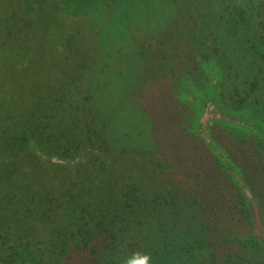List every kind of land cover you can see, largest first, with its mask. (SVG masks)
<instances>
[{
  "label": "rangeland",
  "instance_id": "rangeland-1",
  "mask_svg": "<svg viewBox=\"0 0 264 264\" xmlns=\"http://www.w3.org/2000/svg\"><path fill=\"white\" fill-rule=\"evenodd\" d=\"M233 2L249 14L254 39L249 32L248 37L264 57V0L226 3ZM222 8L217 0H0V155L6 154L0 156V221L16 227V244L37 251L34 237L44 232L36 230L35 219L39 209L46 215L50 194L56 201L54 215L57 204L65 205L74 223L84 211L91 223L112 221L126 201L128 209L118 216L132 221L131 232L117 233L112 241L104 235L87 241L96 251L115 248V264H138L145 249L159 251L160 237L184 243L203 235L197 228L203 215L190 209L193 200L204 204L214 193L206 178L210 168L203 164L204 147L230 160L234 156L228 151L233 153L240 142L264 146V111L253 107L243 118L236 110L219 108L224 87L218 91L216 82L224 56L203 60L212 49L221 55L229 51L234 59L236 54L245 58L241 52L247 55L237 42L246 35L235 16L222 23V35L230 31L224 40L207 31L203 36L192 21L197 11L206 25H214L231 16ZM256 70L263 78L264 66L250 75ZM175 88L177 105L171 99ZM172 110L183 119L176 126L182 135L173 133ZM88 129L99 138L101 150L90 152L88 166L78 172L75 154L73 161L59 160L55 152L45 156L31 151L33 141L20 137L26 130L34 139L35 130L41 137L56 133L57 144L80 147L89 140ZM246 151L251 153L250 146ZM43 192L49 193L46 198ZM244 194L254 210L246 221L264 238L261 202L250 189ZM207 205L209 212L214 203ZM157 208L163 211L159 216ZM137 241L144 250H138ZM73 253L80 261L89 252L71 246ZM6 254L0 251V264Z\"/></svg>",
  "mask_w": 264,
  "mask_h": 264
},
{
  "label": "trees",
  "instance_id": "trees-1",
  "mask_svg": "<svg viewBox=\"0 0 264 264\" xmlns=\"http://www.w3.org/2000/svg\"><path fill=\"white\" fill-rule=\"evenodd\" d=\"M217 1L223 3L221 11L226 13L225 15H231L229 18L220 17L214 25L209 22L206 25L203 16L197 11H194L196 12L195 15L197 18L193 17L192 21L195 22L196 25L202 27V35L207 31L210 35L217 36L219 34L222 35L221 29H223L222 23L224 21L228 22L233 16L240 20L241 29L246 35V38L244 40L237 39V42L243 44L244 49H242V51H247V55L241 52L245 58L239 54H236L235 59L229 58V51L221 55L219 51L217 52L212 49L211 53L207 52L210 56H203V60L208 61V59L214 57L223 59L224 56V59L221 60V64L223 63L225 66L220 68L222 75L220 80L216 82V85H219L218 91H223L224 87V94L221 93L220 96L217 97L218 103L220 104L219 108H223L226 111L236 110L241 116L243 114V118H247V116L244 115L247 109L257 107L258 111H264V77L262 78L259 75L258 70L255 71L256 75H250V72L258 65L260 67L264 66V57L258 53L257 47L253 44L254 40L252 41L251 38L248 37V32L251 34L252 38L253 34L250 29L249 14L246 13V9L242 8L240 4L236 5L234 2L231 6L227 5L226 2H228V0ZM182 4L183 3H181V6ZM234 9L235 12H232ZM203 15L207 19L209 14L205 13ZM229 33L225 31L224 36L222 35L223 40L225 37H228ZM226 41L231 40L227 38ZM217 42L219 43V41ZM245 42L250 43V48L244 44ZM248 54L250 56H248ZM250 58L256 61L252 62ZM195 59L197 60L198 56ZM214 61L217 63L216 59ZM244 63L246 64L245 66H243ZM260 73L263 72L260 71ZM174 82L173 86L175 87ZM204 86L208 87V85ZM235 88H238V90L233 94ZM176 91L177 88L174 89V96L172 95L171 97L175 105L179 102V100H177L178 97H176ZM173 112H175L176 115L173 118L171 117L170 122L173 124V133H177L179 130L176 129V126L182 122L183 119L175 110ZM238 125L239 126H236L234 124L239 130L242 129L239 123ZM26 131L27 132L20 137L25 136L23 139L27 143L29 140L33 141L32 143L34 145L28 144L29 147H32L31 151L33 152L36 151L45 156L51 155L49 154L51 152H55V156H58L59 160L62 161L72 160L71 155L75 154L77 160L74 162V165L76 166L77 172L85 166H88L87 161L91 160L90 152L99 154L101 150L99 146L100 140L93 135L91 129L87 130L85 136V138L88 137L89 140L85 141L84 143L86 144L80 147L64 141L57 144L55 140L57 137L55 136L56 133H54V136L48 137L47 134H44L41 137L40 132L35 130L34 133L36 138L34 139L31 132L28 130ZM225 132L227 131L224 127L222 135ZM180 134L182 135V132ZM94 140H97V142ZM230 140L236 141L237 137L235 136V139H233V136H230ZM46 142L50 143L45 145ZM249 146L251 153L246 151ZM206 147L207 146L204 148L207 152V156L204 157L205 161H203V164L206 165L204 166L206 170L210 168L208 172L209 175H207L206 178L209 179L208 182L211 185L210 187H213L212 192L214 193L209 194L210 197L205 199L204 204L198 203V199L193 200L194 206L190 209V211L193 209L194 211L198 210V212L203 215V221L200 222L197 227L199 232H202L203 235L193 240L195 242L186 241L184 243H180L177 237L168 238L172 240L170 243H168L167 239L164 241L163 238L160 237L161 247L158 249L159 251H153L151 249L144 250L143 245L137 241L138 250L143 249V253L145 252L144 255L141 254L143 259H139L138 264H141L144 257H148L147 264H264V238L256 235V228L252 225V221H246L251 220L249 215L253 208L250 206V200L247 199L244 194L246 189H250V193L253 195L255 194L254 196L258 198V202L259 200L261 202L259 208L262 209L261 213L264 218V197L259 195L264 194V146L259 141H253L250 145L245 142H240V145L234 147L233 153L227 150L231 156H234V158L232 157L230 160H226L223 156L217 158L209 150V148L213 147ZM19 151L22 153L20 156L24 157L23 149ZM235 155H243L245 158L242 157L240 160H236ZM0 156H6V154L4 155L2 153ZM7 161L11 162L10 160ZM199 181L202 180L199 179ZM81 182L78 183V186H81ZM259 188L263 189L261 193L258 192ZM47 194L49 193L43 192L42 197L45 196L46 198ZM49 196L50 197L47 198L49 199V203L44 206L48 209L46 215L42 216V214L39 213V209L35 219L36 230L44 232L43 236L38 235V238L34 237L37 246L36 252L35 250H31V248L30 251H28V247H21V241L20 244H16L15 239L20 236L16 227L7 226L5 225V221H0V251L2 250L7 253L3 261H1V264H76L77 262L78 264H115L114 259H119V257H116L118 252L115 248L111 249L106 247L100 252L87 246V241L91 239L90 241L92 242V239H95L98 235H104L107 237L106 241H112L116 239L117 233L131 232L132 221H120V217L118 216L128 209L126 201L124 202V208L122 207L121 210L117 211L118 213L113 216L112 221H104V224L99 221L91 223V214L88 211H84L81 214V218H77L74 223L73 220L75 218L69 217L65 205L57 204V213L54 215L52 209L54 207L53 203L56 204V201L55 198L52 197L53 195L50 194ZM125 197L127 196L124 195V198ZM210 200L213 201L214 205L212 206V210L208 212L207 204ZM40 207L44 208L42 206ZM48 207H50V209ZM157 210L160 211L161 209L157 208ZM161 212L163 211H160L158 216ZM181 212L182 211H179L177 213L179 214ZM132 214H134V211H132ZM55 216L58 218L56 219ZM224 218H229V221ZM51 219L57 220L58 222L54 224ZM47 220L51 221L45 224L48 225V227L43 225ZM217 222L218 224L216 225ZM219 222L223 225L221 230L219 228L222 226ZM91 226L92 229L89 228ZM251 226L252 230H248ZM262 227L264 229V220L262 221ZM2 231H4V234H1ZM116 243L117 241H115V244ZM71 246L74 251L78 252L80 249H85V251H88L92 255L88 253L85 254L80 261L76 260L79 259V257H75L74 253L71 254ZM89 249L92 250L90 251ZM255 250L259 251L256 252Z\"/></svg>",
  "mask_w": 264,
  "mask_h": 264
},
{
  "label": "clouds",
  "instance_id": "clouds-1",
  "mask_svg": "<svg viewBox=\"0 0 264 264\" xmlns=\"http://www.w3.org/2000/svg\"><path fill=\"white\" fill-rule=\"evenodd\" d=\"M148 257H144V260L142 261V264H147Z\"/></svg>",
  "mask_w": 264,
  "mask_h": 264
},
{
  "label": "snow or ice",
  "instance_id": "snow-or-ice-1",
  "mask_svg": "<svg viewBox=\"0 0 264 264\" xmlns=\"http://www.w3.org/2000/svg\"><path fill=\"white\" fill-rule=\"evenodd\" d=\"M141 264H142V262H141Z\"/></svg>",
  "mask_w": 264,
  "mask_h": 264
},
{
  "label": "flooded vegetation",
  "instance_id": "flooded-vegetation-1",
  "mask_svg": "<svg viewBox=\"0 0 264 264\" xmlns=\"http://www.w3.org/2000/svg\"><path fill=\"white\" fill-rule=\"evenodd\" d=\"M254 9V8H253Z\"/></svg>",
  "mask_w": 264,
  "mask_h": 264
}]
</instances>
